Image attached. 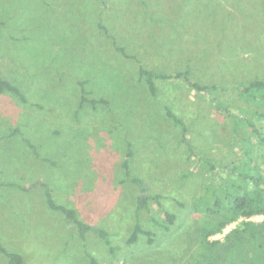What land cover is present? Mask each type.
Returning <instances> with one entry per match:
<instances>
[{
    "label": "rangeland",
    "instance_id": "374dc122",
    "mask_svg": "<svg viewBox=\"0 0 264 264\" xmlns=\"http://www.w3.org/2000/svg\"><path fill=\"white\" fill-rule=\"evenodd\" d=\"M141 68L162 76L149 82ZM0 76L25 97L0 89V238L8 250L25 264H92L89 254L100 264H189L205 221L199 196L213 202L222 185L235 190L221 169L264 150L246 123L252 117L264 130V104L240 95L264 80V0H0ZM128 172L162 194L138 218L155 232L152 243L145 234L127 243L140 192ZM43 183L57 203L104 227L120 251L113 256L90 232L82 239L47 207ZM166 210L176 214L169 228L154 221L167 223Z\"/></svg>",
    "mask_w": 264,
    "mask_h": 264
},
{
    "label": "trees",
    "instance_id": "16d2710c",
    "mask_svg": "<svg viewBox=\"0 0 264 264\" xmlns=\"http://www.w3.org/2000/svg\"><path fill=\"white\" fill-rule=\"evenodd\" d=\"M140 73L149 82L155 76H162L145 68H141ZM176 77H185L187 81L199 90H207L209 88L207 85L191 82L185 72L176 73ZM211 88H216V86L213 85ZM0 89L1 92L9 90L25 100L20 88L2 76H0ZM240 91V95L246 100L264 104V80H254L243 86ZM82 99L86 100L87 98L83 96ZM91 102L96 103L99 100H91ZM168 114L173 118L175 123L183 124L182 119L175 116L171 111H168ZM257 115L259 118L264 119V111L259 112ZM234 123L235 127H239L240 119L235 117ZM246 123L249 124L251 132L255 133L253 137L264 139V130L256 124L252 117H247ZM236 131H238V128H235ZM182 133L185 136V127L182 129ZM253 137H250L249 140L253 141ZM28 143L31 147L35 148L33 143L30 141ZM34 152L36 153V150ZM208 160L205 159L206 162L211 164L212 169H214L213 162ZM221 170L228 172L229 177L226 178V181L228 185L235 187V190L232 191L222 185L223 196L221 197L215 192L213 202H209L205 195L199 196L196 209L205 214V221L198 228L197 253L189 264H264V219L261 221L250 219L254 215H264V150L258 155L257 160L248 156L240 160H234L231 164L225 165ZM127 177L140 189L135 204L137 219L127 239V243L136 242L140 234L147 235L149 242L152 243L154 242L155 232L145 229L138 218L141 211L150 210L153 204L161 205L162 194L148 193L147 182L138 175H131L128 172ZM9 185L14 184L10 183ZM42 187L45 190L44 197L47 207L51 210L62 211L65 218L75 226L82 239H85L87 233L90 232L100 236L108 244L113 256L120 251L121 247L111 243L109 233L104 227L93 225L80 219L74 209L67 208L53 199L52 193L47 188L46 183H43ZM20 188L25 190L23 186H20ZM165 215L167 223H161L158 220L154 221L169 228L170 224L175 222L176 214L166 210ZM240 218H243L242 222L229 230L223 240L211 239L212 235L222 230L224 231L227 225L240 220ZM1 253L7 256L8 264H25L24 256L19 252L8 250L0 238ZM89 256L92 264H100L94 256L91 254Z\"/></svg>",
    "mask_w": 264,
    "mask_h": 264
},
{
    "label": "bare ground",
    "instance_id": "6f19581e",
    "mask_svg": "<svg viewBox=\"0 0 264 264\" xmlns=\"http://www.w3.org/2000/svg\"><path fill=\"white\" fill-rule=\"evenodd\" d=\"M261 216H264V215H254V216L250 217V219H252V220H259V218H260ZM241 219H242V218H241ZM232 224H233V223L227 225V227H229V228H227V227L224 228V232H225V233H226L227 229H231L232 226H230V225H232Z\"/></svg>",
    "mask_w": 264,
    "mask_h": 264
},
{
    "label": "crops",
    "instance_id": "0c3cea01",
    "mask_svg": "<svg viewBox=\"0 0 264 264\" xmlns=\"http://www.w3.org/2000/svg\"><path fill=\"white\" fill-rule=\"evenodd\" d=\"M262 151V150H261ZM261 151H260V153H261ZM260 155V154H259ZM264 219V217L262 218V220Z\"/></svg>",
    "mask_w": 264,
    "mask_h": 264
}]
</instances>
